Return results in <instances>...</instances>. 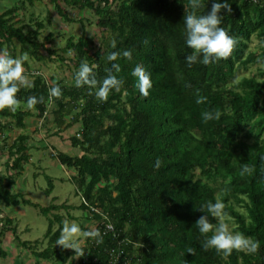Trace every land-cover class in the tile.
I'll list each match as a JSON object with an SVG mask.
<instances>
[{"label":"trees","instance_id":"obj_1","mask_svg":"<svg viewBox=\"0 0 264 264\" xmlns=\"http://www.w3.org/2000/svg\"><path fill=\"white\" fill-rule=\"evenodd\" d=\"M10 1L11 6L0 11V47L16 57L18 41L20 56L44 63L43 49L47 60L72 66V80L36 76L33 88L16 93L21 105L30 95L43 97L34 106L35 113L5 108L0 118H14L16 126L24 127L29 116L45 120L53 102L57 130L51 134L77 127L69 138L77 154L50 144L55 152L50 155L75 170L72 180L83 197L79 208L97 221L103 243L85 238L81 245L85 252L76 261L74 250L55 245L64 224L56 212L69 207L56 204L54 197L48 206H39L10 190L29 158L27 134H19L8 147L6 166L14 172L0 174V201L6 206L30 204L44 215L54 212V217H49L41 240H22L11 216L0 218V236L11 231L17 247L29 250L36 264H264V0H231V13L221 9L220 26L236 39L231 55L215 64L191 67L184 61L182 34L187 0H48L67 22L84 19L69 18L62 2L79 11L87 9L96 17L88 23L101 34L97 38L70 34L57 48L46 47L51 33L44 41L37 38L50 22L49 12L44 20L31 12L28 23L17 18L20 9L42 0ZM211 3L206 0L200 11L207 12ZM110 39H116L115 49L109 47ZM126 49L131 51L130 60L122 56ZM111 51L117 52L115 61L106 60ZM82 61L94 66L97 81L112 74L123 80L122 85L99 102L88 86H74L73 73ZM137 65L151 80L147 96L139 93L132 75ZM24 67L33 72L28 60ZM53 84L62 94L49 100ZM197 95L207 99L196 104ZM205 110L219 112V117L202 122ZM5 127L0 121V132ZM156 158L159 167L153 166ZM46 177L44 191L49 195L54 184ZM217 199L225 205L231 231L260 242L257 253L233 251L223 257L214 249L201 248L196 219L203 213L194 207ZM209 219L213 226L219 222ZM187 247L194 249L193 254L186 252ZM5 255L0 246V256Z\"/></svg>","mask_w":264,"mask_h":264},{"label":"rangeland","instance_id":"obj_2","mask_svg":"<svg viewBox=\"0 0 264 264\" xmlns=\"http://www.w3.org/2000/svg\"><path fill=\"white\" fill-rule=\"evenodd\" d=\"M10 0L0 1V11L8 6H11ZM64 6L67 16L72 20L84 19L81 22L73 21L67 22L57 14L55 8L48 0L37 1L34 6H27L26 10L20 9L17 18H24V23H28L29 15L32 12L34 17L43 19L48 15L50 22L39 33L38 40L44 41V38L48 34H52V41L46 43V47H61L65 44L66 38L72 34L79 36L84 34L90 37H99L100 30L93 24H89L87 19L94 21L95 15L87 11H79L77 8H71ZM29 28H34L32 24L28 25ZM256 44V39L251 43V46ZM17 54L20 56V43L16 42ZM0 49H6L0 47ZM7 50V49H6ZM41 53L45 57V62H38L34 58H28L29 65L32 71L39 72L46 80L50 76L63 80L66 83H71L72 75L71 68L58 60H47V53L45 50H41ZM70 56L69 54H67ZM66 55V56H67ZM28 57V56H27ZM37 66H40L37 68ZM256 65H252L251 68H255ZM25 69V67H24ZM29 79H32L31 73L26 71ZM53 102L48 104V111L45 116V120L37 118L35 115L25 118L24 127H18L15 125L14 118H0L2 124L6 127L0 132V174L7 176L9 173H13L14 170L6 166L8 157V147L16 139L19 134H27V140L25 141L28 146L29 158L24 165L23 170L15 178V183L10 187L13 193L22 194L26 199H29L33 203H37L39 206H48L51 202V198H55L53 202L56 204H65L68 209L61 208L58 212L62 215L64 223H76L81 228V233L78 238L81 245L84 244L85 237L83 236V228H89L90 230L97 227V221L93 218H88L87 210L79 208L82 196L76 191V185L72 180L75 175V170L68 168L58 162L57 159L51 157V153H55L50 144H55L61 151L69 153L71 155L77 154V149L70 144V134L74 133L77 129L76 126L60 132L59 135L51 134L57 130L56 125L53 123L51 109ZM23 106V105H22ZM24 110H28L26 107H21ZM35 113V110L29 109ZM66 122H69V117H66ZM12 162L10 159L9 163ZM24 164V163H23ZM52 179L54 184L52 192L47 195L45 189L48 185L47 177ZM54 214V212H52ZM44 215L40 210L30 204H19L6 206L0 201V218L5 216H11L15 220L13 224L16 225V232L22 240H35L42 239L48 228L49 217L53 218V214ZM58 223H54L53 229L57 227ZM1 226V225H0ZM229 230L231 226L228 225ZM1 228V227H0ZM46 245V240H43V246ZM0 246L6 251L5 256H0V264H36L32 253L27 249L17 247L11 231H5L0 236ZM72 250V249H67ZM80 257V256H79ZM79 257H73L76 261ZM40 264H56L49 261H41Z\"/></svg>","mask_w":264,"mask_h":264},{"label":"clouds","instance_id":"obj_3","mask_svg":"<svg viewBox=\"0 0 264 264\" xmlns=\"http://www.w3.org/2000/svg\"><path fill=\"white\" fill-rule=\"evenodd\" d=\"M206 0H187L184 4L183 21V43L187 50L184 55L186 66L191 67L193 64L209 65L215 64L220 60L227 59L236 44V39L229 35L226 30L221 27L224 15L232 12L231 0H212L210 9L201 12L205 8ZM117 45L116 39H110L109 47L115 49ZM122 56L131 59V51L124 50ZM117 52L111 51L107 54V61H115ZM28 59L27 54L19 57H12L6 49H0V110L7 108L10 112H16L18 108L26 107L32 109L37 103L43 102V97L30 95L27 97L22 106L18 100L16 93L21 88L31 89L34 87V79L40 73L33 71L32 79L28 78L25 73L24 61ZM264 62V61H262ZM94 66H89L86 62H81L78 69L73 73V81L75 87L88 86L89 94H93L99 102H104L108 98L111 90H118L123 83L122 79L109 74L102 81H97L93 71ZM113 68L118 70V66L113 64ZM132 75L137 77V88L142 96L149 94L151 88V80L146 71L137 65ZM98 85V86H97ZM92 89H95L94 93ZM62 94L61 87L53 84L48 89V98L60 97ZM207 98L197 95L196 104H201ZM219 117V112L205 110L201 113L202 122H207ZM160 159L156 158L154 167L160 166ZM247 170V169H245ZM83 201V197L81 198ZM195 210L203 213L196 219V228L198 233L203 237L201 248L204 250L214 249L223 257H228L233 251L245 252V254H255L260 248V242L253 240L242 232L229 230L228 224L225 222L224 203L217 199L215 202L207 201ZM209 217L215 218L219 222L213 226ZM107 228L111 229L112 225L107 224ZM81 228L76 223H64L60 229L55 245L61 249L74 250V256H82L85 249L82 248L78 238ZM211 233V235H208ZM85 238L92 239L96 244L103 243V235L98 228L83 231ZM186 252L193 254L194 249L187 247Z\"/></svg>","mask_w":264,"mask_h":264},{"label":"built area","instance_id":"obj_4","mask_svg":"<svg viewBox=\"0 0 264 264\" xmlns=\"http://www.w3.org/2000/svg\"><path fill=\"white\" fill-rule=\"evenodd\" d=\"M115 259H117V256H115ZM114 263H116V260H114Z\"/></svg>","mask_w":264,"mask_h":264}]
</instances>
